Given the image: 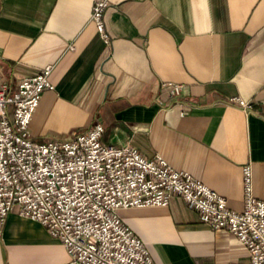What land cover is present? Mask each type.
<instances>
[{
    "label": "crops",
    "instance_id": "obj_1",
    "mask_svg": "<svg viewBox=\"0 0 264 264\" xmlns=\"http://www.w3.org/2000/svg\"><path fill=\"white\" fill-rule=\"evenodd\" d=\"M93 0H0V79L51 64L29 130L71 138L94 122L102 140L160 153L175 168L244 202L243 169L264 200V0H109L107 46L90 20ZM163 80L183 84L169 96ZM251 100L244 110L233 97ZM188 112L181 115L180 110ZM120 216L155 264H250L226 228L213 229L180 196ZM0 264H68L63 244L16 210L0 218Z\"/></svg>",
    "mask_w": 264,
    "mask_h": 264
},
{
    "label": "built area",
    "instance_id": "obj_2",
    "mask_svg": "<svg viewBox=\"0 0 264 264\" xmlns=\"http://www.w3.org/2000/svg\"><path fill=\"white\" fill-rule=\"evenodd\" d=\"M109 0H93L90 20L107 46L103 13ZM52 65L12 88L0 79V218L16 210L40 222L65 247L68 264H155L146 243L122 219L131 206H165L180 196L200 221L226 228L248 251L250 264H264V200L252 189V170L243 169L244 202L239 210L190 172L173 167L160 153L143 155L130 144L102 140L96 121L71 138L35 139L29 130L41 93L53 89ZM171 97L183 84L163 80ZM244 110L251 100L232 98ZM182 108L180 114H186Z\"/></svg>",
    "mask_w": 264,
    "mask_h": 264
},
{
    "label": "rangeland",
    "instance_id": "obj_3",
    "mask_svg": "<svg viewBox=\"0 0 264 264\" xmlns=\"http://www.w3.org/2000/svg\"><path fill=\"white\" fill-rule=\"evenodd\" d=\"M69 131V130H68ZM68 131L67 132H62V134L61 133H51V134H49L48 135V137L47 138H61V137H64V136H66L67 135V133H68Z\"/></svg>",
    "mask_w": 264,
    "mask_h": 264
},
{
    "label": "trees",
    "instance_id": "obj_4",
    "mask_svg": "<svg viewBox=\"0 0 264 264\" xmlns=\"http://www.w3.org/2000/svg\"><path fill=\"white\" fill-rule=\"evenodd\" d=\"M37 140H40V138H38Z\"/></svg>",
    "mask_w": 264,
    "mask_h": 264
}]
</instances>
